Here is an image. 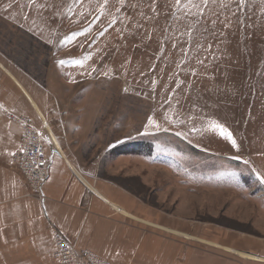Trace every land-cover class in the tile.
Returning <instances> with one entry per match:
<instances>
[{
	"label": "rangeland",
	"instance_id": "374dc122",
	"mask_svg": "<svg viewBox=\"0 0 264 264\" xmlns=\"http://www.w3.org/2000/svg\"><path fill=\"white\" fill-rule=\"evenodd\" d=\"M3 9L35 20L42 38L0 17V51L50 91L41 131L82 126L85 161L166 213L264 232V0Z\"/></svg>",
	"mask_w": 264,
	"mask_h": 264
},
{
	"label": "crops",
	"instance_id": "0c3cea01",
	"mask_svg": "<svg viewBox=\"0 0 264 264\" xmlns=\"http://www.w3.org/2000/svg\"><path fill=\"white\" fill-rule=\"evenodd\" d=\"M0 17L42 39L35 20L29 24L24 15L4 9ZM49 92L0 51V264H57L54 231L76 250H90L111 264H264L263 231L257 229L263 235H253L166 213L100 175L99 160L86 162L77 150L80 144L74 136L82 126L67 123L64 129H49V134L41 131L50 160L49 179L46 199L32 197L12 162L21 128L4 110L30 118L37 128L42 118L49 128ZM119 159L136 164L126 155Z\"/></svg>",
	"mask_w": 264,
	"mask_h": 264
},
{
	"label": "built area",
	"instance_id": "2783aa9c",
	"mask_svg": "<svg viewBox=\"0 0 264 264\" xmlns=\"http://www.w3.org/2000/svg\"><path fill=\"white\" fill-rule=\"evenodd\" d=\"M5 115L21 128L20 143L12 162L31 189V196L46 199L44 187L49 179L50 160L41 130L26 116L4 110ZM56 244L54 257L57 264H111L90 250H76L74 244L59 231L53 232Z\"/></svg>",
	"mask_w": 264,
	"mask_h": 264
},
{
	"label": "snow or ice",
	"instance_id": "6c2138e0",
	"mask_svg": "<svg viewBox=\"0 0 264 264\" xmlns=\"http://www.w3.org/2000/svg\"><path fill=\"white\" fill-rule=\"evenodd\" d=\"M105 2H107V0H105ZM177 2H179V0H177ZM204 2H205V4H207L208 0H204ZM241 3H244V0H241ZM201 15H202V13H201ZM233 143H235V141H233ZM13 155H15V154L13 153Z\"/></svg>",
	"mask_w": 264,
	"mask_h": 264
}]
</instances>
